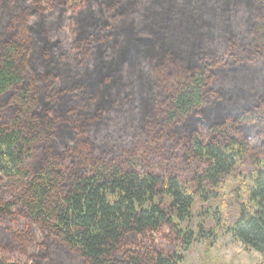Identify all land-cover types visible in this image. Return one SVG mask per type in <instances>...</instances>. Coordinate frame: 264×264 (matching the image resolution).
I'll return each mask as SVG.
<instances>
[{
    "label": "trees",
    "instance_id": "trees-1",
    "mask_svg": "<svg viewBox=\"0 0 264 264\" xmlns=\"http://www.w3.org/2000/svg\"><path fill=\"white\" fill-rule=\"evenodd\" d=\"M241 161L264 263V0H0V264H182Z\"/></svg>",
    "mask_w": 264,
    "mask_h": 264
},
{
    "label": "rangeland",
    "instance_id": "rangeland-1",
    "mask_svg": "<svg viewBox=\"0 0 264 264\" xmlns=\"http://www.w3.org/2000/svg\"><path fill=\"white\" fill-rule=\"evenodd\" d=\"M79 4L80 0H72V5ZM71 14L72 10L69 8L67 16L70 17ZM72 27L70 17L65 25L69 35ZM253 170L254 168L246 164V161L239 162L234 173L223 180L219 193L211 197L203 209L198 206L194 208V225L202 223L207 236L188 249L182 248L181 252L184 255L182 264H264L257 252L244 247L226 231L238 220V205L248 199V188L251 186L248 176ZM236 196H239V201H236ZM3 224L13 229H20L23 226L21 220L6 221ZM168 232V229L164 228L161 234L156 235L157 242L167 251L175 249V242L169 244L161 237L163 233Z\"/></svg>",
    "mask_w": 264,
    "mask_h": 264
},
{
    "label": "crops",
    "instance_id": "crops-1",
    "mask_svg": "<svg viewBox=\"0 0 264 264\" xmlns=\"http://www.w3.org/2000/svg\"><path fill=\"white\" fill-rule=\"evenodd\" d=\"M256 252V251H255ZM257 254H259L258 252H257ZM260 255V254H259ZM260 257L263 259V257L260 255Z\"/></svg>",
    "mask_w": 264,
    "mask_h": 264
}]
</instances>
